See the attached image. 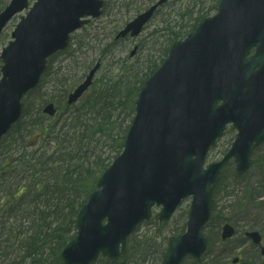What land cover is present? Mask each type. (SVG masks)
<instances>
[{"label":"water","instance_id":"water-1","mask_svg":"<svg viewBox=\"0 0 264 264\" xmlns=\"http://www.w3.org/2000/svg\"><path fill=\"white\" fill-rule=\"evenodd\" d=\"M166 1L138 15L118 37L139 35ZM28 6L29 0H11L0 13V32ZM102 7V0H37L21 18L1 55L0 140L20 118L22 98L39 83L47 58L65 49L70 33L89 22L83 18L100 16ZM98 68L69 95V104L89 88ZM44 112L54 115V105ZM230 123L238 130L231 149L204 169L210 147ZM263 142L264 0H221L215 15L172 44L141 89L124 150L81 208L77 235L63 249L62 262L91 264L100 254L121 257L128 237L151 218L154 205L162 206L155 219L168 220L189 196L187 231L170 237L163 264H181L187 255L200 258L208 246L203 230L211 216V184L232 157L238 173H245ZM234 234L230 224L223 226V240ZM247 236L261 243L259 232Z\"/></svg>","mask_w":264,"mask_h":264},{"label":"trees","instance_id":"trees-1","mask_svg":"<svg viewBox=\"0 0 264 264\" xmlns=\"http://www.w3.org/2000/svg\"><path fill=\"white\" fill-rule=\"evenodd\" d=\"M9 1L0 0V12ZM208 2L189 22L170 29V42L194 30L220 0ZM156 67L153 61L146 70L137 63L119 65L77 104L66 106L77 81L48 66L28 96L41 91L50 76L55 95H39L32 109L24 104L21 119L0 143V264H62L60 253L75 236L78 212L122 151L138 93ZM51 101L57 104L55 117L42 112ZM138 232L121 259L95 264H161L167 239Z\"/></svg>","mask_w":264,"mask_h":264},{"label":"rangeland","instance_id":"rangeland-1","mask_svg":"<svg viewBox=\"0 0 264 264\" xmlns=\"http://www.w3.org/2000/svg\"><path fill=\"white\" fill-rule=\"evenodd\" d=\"M105 1L104 14L73 34L71 51L69 49L58 54L51 62L53 71L59 69L66 77L77 81L71 90L86 77L97 61L101 62V68L94 79L96 84L104 77L113 76L112 69L119 65L137 63L140 68L146 70L150 65L149 61H153V65L160 64L166 56L170 29H178L190 21L192 12L195 16L199 9L207 8L210 4L209 0H170L160 8L138 37L116 41L117 32L156 0ZM21 15L24 13L18 14L4 29L0 37V54L10 40V34ZM136 45L137 53L130 56ZM55 85L52 77H48L41 91L25 98V105H30L29 108L32 109L38 105L39 98L54 96ZM236 134L237 131L232 127L227 129L225 135L209 152L207 164L223 157L232 146ZM235 166L234 160H231L221 170L212 186L211 199L216 209L212 221L205 228L209 242L207 253L200 260L187 257L182 264H232L235 257L241 258L239 264H264L260 250L244 237L246 231L256 230L262 234L264 243V144L254 151L251 169L245 175L238 177ZM190 204L191 198H188L169 221L145 222L140 226L138 233L149 235L151 238L158 237L162 242L172 235L185 232ZM159 210L155 208L154 213ZM225 222L236 228V234L221 245V227Z\"/></svg>","mask_w":264,"mask_h":264}]
</instances>
